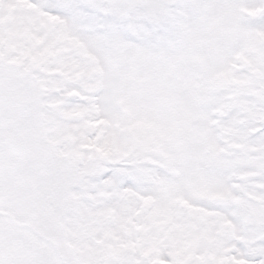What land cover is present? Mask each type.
Instances as JSON below:
<instances>
[{
  "label": "snow or ice",
  "instance_id": "1",
  "mask_svg": "<svg viewBox=\"0 0 264 264\" xmlns=\"http://www.w3.org/2000/svg\"><path fill=\"white\" fill-rule=\"evenodd\" d=\"M0 264H264V0H0Z\"/></svg>",
  "mask_w": 264,
  "mask_h": 264
}]
</instances>
